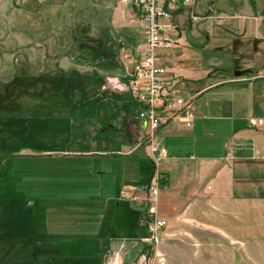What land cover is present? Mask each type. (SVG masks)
<instances>
[{
  "label": "rangeland",
  "instance_id": "obj_1",
  "mask_svg": "<svg viewBox=\"0 0 264 264\" xmlns=\"http://www.w3.org/2000/svg\"><path fill=\"white\" fill-rule=\"evenodd\" d=\"M118 6L0 0V264H264V227L219 229L215 207L165 220L147 245L144 218L133 234L124 204L106 221L105 200L84 195L104 162L68 155L100 116L79 107L129 91L138 61L140 24Z\"/></svg>",
  "mask_w": 264,
  "mask_h": 264
},
{
  "label": "crops",
  "instance_id": "obj_2",
  "mask_svg": "<svg viewBox=\"0 0 264 264\" xmlns=\"http://www.w3.org/2000/svg\"><path fill=\"white\" fill-rule=\"evenodd\" d=\"M124 6L116 11L127 7L136 16L140 51L143 23L132 6ZM171 17L185 43L157 50L166 67L164 110L175 98L187 100L192 125L178 117L156 131L166 158L155 164L149 128L138 117L141 105L130 87L118 99L79 107H95L100 116L76 144L82 148L68 155L104 162L97 191L84 195L105 200L106 221L115 220L124 204L133 234L142 231L143 218L147 226L148 189L160 174L159 217L173 221L207 204L217 209L219 229L235 231L240 221L244 233L254 236L264 227V212L257 208L264 205V0L181 2L171 8ZM251 117L263 124L252 126Z\"/></svg>",
  "mask_w": 264,
  "mask_h": 264
},
{
  "label": "built area",
  "instance_id": "obj_3",
  "mask_svg": "<svg viewBox=\"0 0 264 264\" xmlns=\"http://www.w3.org/2000/svg\"><path fill=\"white\" fill-rule=\"evenodd\" d=\"M122 5L135 9L144 28L145 40L139 51L138 61L133 65L130 82L131 90L137 97L141 109L138 117L144 120L149 128L148 138L155 164L166 158V150L156 140V131L173 118H181L188 126L192 125L189 103L179 97L173 99V107L165 111L168 93L165 87L166 67L163 58L158 54L160 48L180 46L185 43L178 26L171 17V8L195 0H116ZM144 86H137V83ZM252 126L263 124V119L249 118ZM163 176L156 175L148 189L149 205L146 209V223L149 235L143 239L147 245H158L161 241L160 231L166 226L165 219L159 217L157 200L162 186Z\"/></svg>",
  "mask_w": 264,
  "mask_h": 264
},
{
  "label": "trees",
  "instance_id": "obj_4",
  "mask_svg": "<svg viewBox=\"0 0 264 264\" xmlns=\"http://www.w3.org/2000/svg\"><path fill=\"white\" fill-rule=\"evenodd\" d=\"M164 180V179H163ZM162 184H163V181H162Z\"/></svg>",
  "mask_w": 264,
  "mask_h": 264
}]
</instances>
